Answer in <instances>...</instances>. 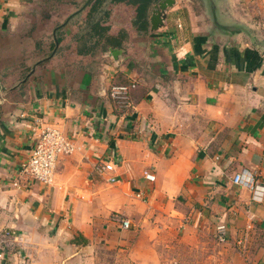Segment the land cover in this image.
Wrapping results in <instances>:
<instances>
[{
  "label": "crops",
  "instance_id": "0c3cea01",
  "mask_svg": "<svg viewBox=\"0 0 264 264\" xmlns=\"http://www.w3.org/2000/svg\"><path fill=\"white\" fill-rule=\"evenodd\" d=\"M163 1L0 0V264H264V0ZM38 122L75 150L15 188Z\"/></svg>",
  "mask_w": 264,
  "mask_h": 264
},
{
  "label": "built area",
  "instance_id": "2783aa9c",
  "mask_svg": "<svg viewBox=\"0 0 264 264\" xmlns=\"http://www.w3.org/2000/svg\"><path fill=\"white\" fill-rule=\"evenodd\" d=\"M181 26L178 25V28ZM136 88V83L113 84L109 88L108 97L119 116H126L133 110L131 92ZM35 143L30 149L28 158L20 165L16 178L11 181L15 188L38 184L45 187L52 185L56 172L57 161L62 156H69L75 150L74 142L67 137L63 131L54 124L38 122L35 127ZM98 174H107L113 171L110 163L101 161L95 166ZM146 180L153 181L151 174H144ZM109 183H116L114 178L107 180ZM235 184L243 185L253 193V199L259 200L263 191L262 184L254 183V180L244 181L241 174L233 178ZM140 195H138L139 197ZM123 230L130 228V222L123 220L120 223ZM216 239L220 243L226 241V226L216 227Z\"/></svg>",
  "mask_w": 264,
  "mask_h": 264
},
{
  "label": "rangeland",
  "instance_id": "374dc122",
  "mask_svg": "<svg viewBox=\"0 0 264 264\" xmlns=\"http://www.w3.org/2000/svg\"><path fill=\"white\" fill-rule=\"evenodd\" d=\"M220 246L218 245V247H216L215 251L217 254V260H216V264H221L219 257L221 256L220 251L221 249H219ZM188 250L184 249V248H180V247H176L173 246L171 248H167L165 250H161L160 254L162 255L163 259H167V261L165 262V264H173V262H171V260L176 259L178 260L179 264H187V263H192V261L187 257L188 254ZM181 260V261H180ZM176 264V263H174Z\"/></svg>",
  "mask_w": 264,
  "mask_h": 264
},
{
  "label": "water",
  "instance_id": "95a60500",
  "mask_svg": "<svg viewBox=\"0 0 264 264\" xmlns=\"http://www.w3.org/2000/svg\"><path fill=\"white\" fill-rule=\"evenodd\" d=\"M91 2V0H87L86 4L84 5V7H86L89 3ZM172 5V1L171 0H164L163 2H161L158 6L157 9L160 11H164L167 7ZM155 11L153 16H152V25H153V29H156L160 23H161V18H160V11ZM222 29H225L224 27ZM58 42L55 39V45L57 46Z\"/></svg>",
  "mask_w": 264,
  "mask_h": 264
},
{
  "label": "trees",
  "instance_id": "16d2710c",
  "mask_svg": "<svg viewBox=\"0 0 264 264\" xmlns=\"http://www.w3.org/2000/svg\"><path fill=\"white\" fill-rule=\"evenodd\" d=\"M139 2H141L140 4L142 5V7L146 6L150 1H153V0H138Z\"/></svg>",
  "mask_w": 264,
  "mask_h": 264
}]
</instances>
